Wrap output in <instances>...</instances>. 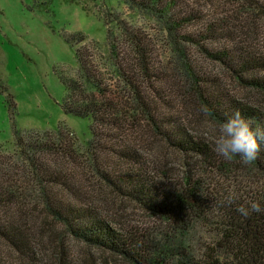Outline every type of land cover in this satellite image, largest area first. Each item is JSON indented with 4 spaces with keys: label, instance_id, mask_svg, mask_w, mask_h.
Segmentation results:
<instances>
[{
    "label": "trees",
    "instance_id": "obj_1",
    "mask_svg": "<svg viewBox=\"0 0 264 264\" xmlns=\"http://www.w3.org/2000/svg\"><path fill=\"white\" fill-rule=\"evenodd\" d=\"M125 1L131 8L157 18L173 39V49L186 82L185 95L195 106L193 112L200 128L206 122L204 125L208 128L210 125L211 132L201 129L202 133L193 134L185 130L179 111L173 112L162 97L163 105L171 108L165 116L139 100L146 127L171 146L176 155L183 157L181 172L167 170L164 164L156 166L154 160L144 158L123 134L116 109L102 104L107 92L101 88L93 62L85 48L75 49L81 79L102 101L94 98L89 102L74 101L72 95L78 92L79 84L71 78H61L65 90L61 107L64 114L90 121L86 152L98 186L97 192L95 189L89 192L69 175L58 172L36 175L44 179L46 186L57 185L60 193L71 200L64 202L50 189H39L48 220L62 228L58 237L46 235L51 259L54 264H264V213H253L244 219L235 211L245 201L264 199V144L257 159L250 164L238 156L232 161L224 160L213 150L220 123L236 111L253 128H264V55L251 53L231 40L229 31L220 24L204 28L200 37L204 39L181 36L180 30L199 21L200 16L177 10L179 4L175 0ZM256 5L258 17L264 21V2ZM125 31L136 55L134 66L141 78H150L154 68L149 44L137 33L126 28ZM82 37V34L65 35L63 39L66 43L80 44ZM106 37L110 39L109 31ZM221 39L223 43L217 46L223 45L214 50L200 46L205 41L216 44ZM181 42L199 46L212 61L229 68L237 79L234 82L252 96L231 95L216 76L199 74L193 61L186 57ZM110 50L111 57L117 60L113 45ZM127 83L133 87L132 79ZM136 96L140 97L137 92ZM99 126L107 128L98 130ZM111 130L119 131V135L109 134ZM13 136L25 158L27 152H56L55 146L64 157L72 156L69 149L61 148L56 141L25 143L15 129ZM103 152L108 157L98 155ZM28 162L31 167V160ZM8 170L4 162L0 163V245L10 249L16 263L8 261L0 252V264H41L31 235L14 216L21 203L15 190L9 191L6 185ZM230 193H236L237 199L228 205L226 198ZM71 240L80 246L79 257L74 258L69 252Z\"/></svg>",
    "mask_w": 264,
    "mask_h": 264
},
{
    "label": "rangeland",
    "instance_id": "obj_2",
    "mask_svg": "<svg viewBox=\"0 0 264 264\" xmlns=\"http://www.w3.org/2000/svg\"><path fill=\"white\" fill-rule=\"evenodd\" d=\"M175 1L179 4L177 10L200 16L199 21L180 30L181 36L198 39L203 36L204 28L220 24L229 31L231 40L251 53L264 55V21L258 17L256 5L264 0ZM125 28L137 33L150 46L154 70L147 80L141 78L134 66L136 55ZM106 31L110 32V39L106 37ZM76 34L84 37L82 43H66L63 39L65 35ZM207 43L212 42L205 41L200 46L214 50L223 45L217 46L223 40ZM224 43L227 44V40ZM110 45L115 47L117 60L111 57ZM181 45L199 74L216 76L231 95L252 96L234 82L237 79L229 68L212 61L199 46L184 42ZM79 47L88 52L101 88L106 89V101L102 104L116 109L123 134L144 158L154 160L156 166L164 164L167 170L181 172L183 157L176 155L171 146L160 141L152 129L146 127L147 120L141 118L139 102L149 103L163 116L167 115V109L179 111L182 126L193 134L202 133L201 129L211 132L210 125H207L210 129L204 125L206 122L200 128L199 119L193 112L195 106L185 95L186 82L173 49V39L154 16L131 8L125 0H0V163L4 162L9 168V173H5L6 185L9 191L15 190L21 203L14 216L23 222L24 229L31 235L41 264H51L52 260L46 235L58 237L62 228L48 220L40 190L48 188L54 196L59 194L64 202L71 200L60 193L57 185L46 186L44 179L37 176L42 177L43 172L69 175L89 192L98 186L86 152L90 121L64 114L61 107L65 93L61 78H71L79 84L78 92L72 95L74 101L89 102L93 98L102 101L81 79L74 56V50ZM120 57L125 61L119 60ZM121 68L124 71H120ZM131 79L133 87L127 83ZM160 97L171 108L164 106ZM106 128L99 126L98 130ZM14 129L21 133L25 143L53 140L61 148L69 149L72 156L64 157L55 146L56 152H27L25 158L15 144ZM117 132L111 130L109 134L119 135ZM104 152L98 155L108 157ZM1 245L0 252L14 263L10 249ZM68 245L71 256L79 257L80 246L72 240Z\"/></svg>",
    "mask_w": 264,
    "mask_h": 264
},
{
    "label": "clouds",
    "instance_id": "obj_3",
    "mask_svg": "<svg viewBox=\"0 0 264 264\" xmlns=\"http://www.w3.org/2000/svg\"><path fill=\"white\" fill-rule=\"evenodd\" d=\"M261 144H264V128H253L250 122L236 111L220 123L213 150L224 160L232 161L238 156L245 164H250L257 159ZM236 199L237 194L230 193L226 203L231 205ZM235 211L244 219L253 213H264V199L245 201L238 205Z\"/></svg>",
    "mask_w": 264,
    "mask_h": 264
}]
</instances>
